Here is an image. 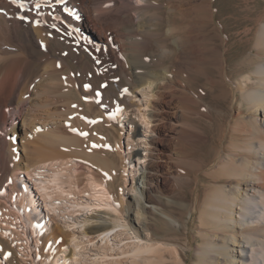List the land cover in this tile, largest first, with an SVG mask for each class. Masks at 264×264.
I'll return each mask as SVG.
<instances>
[{"label": "bare ground", "instance_id": "1", "mask_svg": "<svg viewBox=\"0 0 264 264\" xmlns=\"http://www.w3.org/2000/svg\"><path fill=\"white\" fill-rule=\"evenodd\" d=\"M139 1L141 5L135 0H16L19 4L17 7L12 0H0V197L5 195L3 192L7 183L14 185L10 180L15 172L27 170L36 183L35 188L48 215L54 214L58 218L69 216L70 220H79L78 215L87 218L102 209L105 214L116 210L111 192L96 172L91 171V167L84 173V180L77 191L73 173L75 164L69 165L70 161L64 155L63 158L58 155L60 158L43 159L38 152L41 148L34 147L35 145L32 148V138L43 136V131L52 122L63 121L62 109L56 107L58 100L55 101V98L68 99V96L61 94L65 89L64 86L62 91L60 88V72L49 56L51 50L48 46V29H53L52 26L58 24V27H62L60 22L76 24L73 21L74 15L82 14L86 17L85 26L90 28L93 38L99 43L100 54L103 56L101 58L126 78L121 97L115 100L105 98L106 100L98 102L100 111L96 120H93L104 130L107 125L117 127V120L124 110L138 107L137 112L141 116L139 121L145 125L143 131L148 135L147 144L150 149L148 163L143 168L145 173L137 181L140 196H134L127 207L122 194L119 199L120 207L127 215L125 222L118 221L121 217L116 215L113 224L109 225L106 219L99 218V223L93 226L94 233L120 227L123 229L118 234L121 244L114 248L107 234L102 247V254L106 257H95L90 261L83 256L91 246L86 247L83 241H76L69 234L73 257L62 258L64 264H122L125 258H134L135 264H165L158 242L132 237L128 234L127 223L130 221L134 229L144 228L150 231L151 226L145 223V214L152 206L165 207L175 202L190 212L198 209L202 201L200 194L196 195L195 200H191L185 187L191 179L192 169L200 168V164L193 159V151L198 146L205 145L208 140L207 134L196 125V121L204 116L200 109L206 103V97L199 90L202 77L207 78V85L212 90L221 87L223 97L232 95L235 107L243 97L250 106L245 113L246 117L243 111L239 112V122L236 125L237 130L246 137L245 141H239L234 146L235 150L249 151L248 158L236 160L234 156L227 159L221 157L228 149L224 148L211 162V173L209 170L204 172L205 177L214 175L218 179L216 186L207 188L210 190L207 205L214 212L213 216L211 214L212 218L220 223V227H231L237 233L224 237V244L217 249L230 258L231 264H264V230L259 229L264 226V59L250 72L243 73L238 86H234L230 82L227 60L231 37L225 40L220 35L223 30H217L225 47L220 49L210 44L207 34L208 24L216 22L214 0ZM37 3L40 4L39 8L36 7ZM142 9L146 11L136 17L134 13ZM163 12L169 14V17L165 18ZM177 18L182 21V26L177 25ZM55 28L53 30L56 31ZM259 42L263 48H258V54L264 57V23L261 25ZM43 61L46 63L41 65ZM61 69L63 71L64 68ZM38 75L41 77L36 79ZM138 93L142 94L144 101H136ZM72 101L77 107L76 100ZM62 103L66 105V99ZM143 105L148 110H140ZM75 107L74 110L79 108ZM132 124L129 138L142 135L143 128L136 123ZM118 132L116 142L123 149V133ZM18 133L26 134L20 144H16ZM54 133L55 131L45 135L55 138L58 134ZM60 137L64 138L62 135ZM132 144L129 140L128 145ZM115 154L120 158L123 170L127 167L125 158L119 151ZM132 156L133 154H128V159ZM47 170L51 172L48 176L45 175ZM222 178L233 179L237 185L221 184ZM241 183L245 186L244 189ZM81 194L88 196L84 200L89 199L90 202H81ZM19 200L38 242L43 224L39 223L40 231L37 232L34 225L40 218V213L28 188L22 190ZM255 214L258 216L254 218H262L254 221ZM85 218L78 222L84 225L87 221ZM70 227L72 226L68 223L65 229ZM122 236H128L131 242L124 244ZM229 244L240 250L230 248ZM117 252L119 258L107 257ZM230 253L238 254L241 260L235 261ZM58 258L53 257L51 264H58ZM252 259L255 261H250Z\"/></svg>", "mask_w": 264, "mask_h": 264}, {"label": "rangeland", "instance_id": "2", "mask_svg": "<svg viewBox=\"0 0 264 264\" xmlns=\"http://www.w3.org/2000/svg\"><path fill=\"white\" fill-rule=\"evenodd\" d=\"M135 2L139 5L142 4L139 0H135ZM14 5L19 6L17 2ZM214 6L215 12H217L216 22L208 24L207 34L210 37V44L220 49H224L225 47L223 46L222 38L218 36L220 32L217 30H223L224 34L221 33L220 35L225 40L231 37L227 52L231 76L230 82L234 86H238L242 79L241 75L250 72L256 64L260 65L261 60L264 59L263 56L258 54L259 49L263 48L261 42H259V36L261 25L264 23V0H214ZM144 11L146 10L142 9L134 13V15L137 17ZM163 15L165 18L169 17V14L166 12H163ZM73 18L76 24L68 21L66 23L60 22L62 27L59 26V28V24L54 25L56 28L52 26L56 31L51 29V27L48 29L50 39V41L48 40V46L51 50L49 56L56 63V70L60 72L59 82L62 84H60V88L61 91L65 89L63 90L65 92H61V94L68 96V99L65 97L55 98V101H59H57L56 107L58 106L59 110L62 109L60 111L65 119L63 118V121L59 123L52 122L49 124V127L46 128L48 131H43L44 134L42 135L44 137L40 136L36 138L38 140L32 138V148H41L40 150L38 149V152L41 157H44L43 159H55V157L58 158L61 156V158L69 159V165L75 164L74 167L76 169L73 170V173L77 183V191L84 180V173L91 167V171L96 172L99 179L101 181L103 180L102 182L105 183V186L111 192L116 210L110 214H105L104 209H102L99 212L90 214L87 218L83 215H78L79 220H70L69 216L67 218H58L54 214L48 215L42 199L39 197L37 189L35 188L36 183L31 175L28 174V171L21 170L15 172L10 180L14 185L7 183L5 192H3L5 195L0 197V264H51L53 257H59L58 264H64L62 258L67 257V259H71L73 257L72 246L70 245L71 238H74L76 241H83L86 247L91 246L89 247L90 249L85 250L84 258L86 257L90 261L95 257L105 258L106 256L102 254L103 240L108 234L114 248H117V245L121 244L118 241L120 238L118 234L123 229L116 227L113 230L94 233L93 226L99 223V218L106 219L109 225L113 224L112 221L116 215H120L121 217L118 221L125 222L127 215L119 203L121 194L126 201V207L134 196H140L137 181L145 173L143 168L148 163L150 146L147 144L148 135L143 131L145 125L143 126L139 121L141 120V116L137 112L139 108L131 107L124 110L117 120V127L107 125L104 130L100 128L97 121L93 120L100 111L98 102L103 99L115 100L121 97L126 86V78L117 68L109 65L102 59L103 56L100 54V48L98 47L99 43L93 38L90 28L85 26L86 17L79 14L74 15ZM176 22L177 25H183L182 21L178 18ZM165 28H168V26ZM258 57L259 59H257ZM43 63H46V61H43L41 65ZM59 67L60 69L64 68L63 71L62 69H58ZM62 73L64 74L63 76ZM40 77L38 75L36 79ZM207 84V78L202 77L200 79L199 90L206 97V103L200 109L204 113V116L196 121V125L207 134L208 140L205 145L198 146L193 151V159L196 160L197 164H200V168L192 169V180L190 179L185 187L191 200H195L197 198L196 195L198 196L200 194L202 201L198 209L190 212L187 209L179 207L175 202L169 203L165 207L152 206L151 210H147L145 214V223L149 227L151 226L150 231H146L144 228L134 229L132 224L129 223L130 221L127 223L129 226L128 232H130L128 234L132 237L137 236L142 241L149 239L158 242L165 264H177V262H181L182 264H231L230 258H227L224 252L222 253L217 247L224 244V237H230L237 233L232 231L231 227L223 228L221 226V228L219 226L220 223L212 218L214 212L207 205V200H209L208 194L210 192L207 188L212 185L216 186L218 179H215L214 175L205 177L204 172L209 170L211 173V166L214 159L224 148H228V153L226 151L221 157L227 159L234 156L233 158L236 160L248 158L249 151L235 150L234 146L245 141L246 137L237 130L236 125L239 122V112L243 111L246 117L247 114L245 113L249 111L250 106H248L243 97L241 103L239 101L235 107L234 97L232 95L229 94L223 97L222 94L224 92H221V90L223 91L221 87H216L212 90ZM237 93L240 94L239 92ZM60 99L64 100L60 101ZM65 99L67 102L66 105L62 103ZM72 100H76V103H78L77 107H75V103H72L74 102ZM138 100L144 101L141 93H138V99L136 101ZM60 102L63 106L60 105ZM73 107H79V110H74ZM146 109L148 110L146 105L140 108V110ZM75 121L77 123H74ZM132 123H136L139 127L143 128L142 135L129 138L133 128ZM54 131L58 134V136L56 134L57 137H46L47 134L49 135ZM118 131H122L123 133L121 137L123 149H120L119 144H117L118 142H116V140L118 141L117 138H119ZM60 135L64 138H61ZM24 136L26 134L18 133V138H15L17 140L16 144H20ZM129 140L133 143L130 146L128 145ZM40 145L48 148L45 149L43 146L40 147ZM116 151L121 152L125 158L127 167L123 168V170L120 158L116 157ZM18 154L20 155V152ZM128 154H133L131 159H128ZM108 164L110 166L107 167ZM50 174V170H47L45 175L48 176ZM220 183H225L224 185L227 186L237 185V182L233 179L226 178H222ZM241 186L244 189L245 186L242 183ZM24 188H28L31 192L36 208L40 213V218H38L37 223L35 221L34 225L37 232L40 231L39 223L43 224L38 235V242H36L33 228L29 226L26 220V214H24L22 207L19 205V195H21ZM33 189H35V192ZM80 197H82L80 199L81 202L86 204L90 202L89 199H85L87 201L84 200L86 197L89 198L88 196L81 194ZM203 210H208L209 212L207 213ZM262 211L264 213V208ZM257 214L253 215V220H257L258 218L254 217L262 213ZM78 216L76 215V217ZM83 218L87 219L84 225L78 222ZM262 222H264L263 219ZM68 223L72 227L65 229ZM254 228L256 229L258 227ZM259 229L264 230V226L259 227ZM69 234H72L71 238H69ZM127 237L122 236L124 238L122 241L124 244L131 242ZM209 243L212 245H208ZM229 246L230 248H235L237 251L240 250L232 244H229ZM204 252L207 253L205 254ZM230 256L235 261L241 260L238 254L230 253ZM107 257L119 258L120 255L117 252ZM122 261V264H135L136 262L134 258H125ZM250 261L254 262L255 260L252 259Z\"/></svg>", "mask_w": 264, "mask_h": 264}, {"label": "snow or ice", "instance_id": "3", "mask_svg": "<svg viewBox=\"0 0 264 264\" xmlns=\"http://www.w3.org/2000/svg\"><path fill=\"white\" fill-rule=\"evenodd\" d=\"M12 2H13V3H16V0H12ZM61 2H62V0H61ZM36 7L39 8V7H40V4L37 3V4H36ZM86 87H87V86H86Z\"/></svg>", "mask_w": 264, "mask_h": 264}, {"label": "water", "instance_id": "4", "mask_svg": "<svg viewBox=\"0 0 264 264\" xmlns=\"http://www.w3.org/2000/svg\"><path fill=\"white\" fill-rule=\"evenodd\" d=\"M33 191L35 192V189H33Z\"/></svg>", "mask_w": 264, "mask_h": 264}]
</instances>
